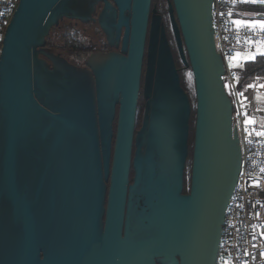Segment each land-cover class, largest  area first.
<instances>
[{"label": "water", "instance_id": "95a60500", "mask_svg": "<svg viewBox=\"0 0 264 264\" xmlns=\"http://www.w3.org/2000/svg\"><path fill=\"white\" fill-rule=\"evenodd\" d=\"M113 1L20 0L7 28L0 264H217L242 155L213 0L168 1L194 78L191 151L192 104L162 15L152 0ZM101 2L98 22L111 45L123 37L121 51L93 53L79 67L48 47L62 20H96Z\"/></svg>", "mask_w": 264, "mask_h": 264}, {"label": "built area", "instance_id": "2783aa9c", "mask_svg": "<svg viewBox=\"0 0 264 264\" xmlns=\"http://www.w3.org/2000/svg\"><path fill=\"white\" fill-rule=\"evenodd\" d=\"M19 3L20 0H0V59L7 28ZM232 5L233 0H213L215 44L225 64L224 86L233 101L232 123L242 155L238 182L226 209L217 264H264V136L257 135L263 130L244 123L245 112L254 118V126L255 118H264V100H258L259 96L264 97V87H260L264 85V75L249 83L255 88L242 89L229 65L235 53L264 45V30L235 25L229 14ZM249 40L255 43H248Z\"/></svg>", "mask_w": 264, "mask_h": 264}, {"label": "rangeland", "instance_id": "374dc122", "mask_svg": "<svg viewBox=\"0 0 264 264\" xmlns=\"http://www.w3.org/2000/svg\"><path fill=\"white\" fill-rule=\"evenodd\" d=\"M168 1L169 0H152V7H156L157 10L163 16V20H164V23H165V26H166V29H167L168 37H169V40H170V43H171V46H172V50H173V53H174V56H175V61H176L177 67L179 68V73H180V77H181V84L184 87V89L187 91V93H188V95L190 97L191 104H192L191 126L193 128L194 125H195V115H196L195 114L196 96H195L194 78H193V74H192L191 68H186L184 66L181 58H180L178 47H177V44H176V40H175L173 31H172L170 17H169ZM262 21H264V20H262ZM63 30L64 29H61V30L57 29L53 33L54 39H56V37L59 34V32L60 33H64L65 30L64 31ZM78 37H79V35H78ZM79 38L82 39L81 37H79ZM261 52H264V45L255 46V47H253L251 49H248L246 51H241L240 53H244L245 55H247L248 53H252V54H255V57H256V56L261 55L260 54ZM63 55H65L66 58H68L69 60L74 61V58H73L74 55L71 54V50H69L68 52H65V54H63ZM75 60L82 61V58H78V59H75ZM250 60L251 59H248L247 61H250ZM231 63H233V65H236L235 61H232ZM244 63H245L244 61H241V62H239L238 66H231V68H232V70L234 72H236V70L238 68H241ZM229 65H230V59H229ZM263 75H260V76H263ZM257 77H259V76H257ZM258 100H264V97L263 96H259ZM143 113H144V99H143V96L140 95L139 108H138V118H137V128L139 126H141ZM252 119H254V118H252ZM255 119L257 121V124H255V126H254V123L247 124V126L250 125L253 128H256L258 131L259 130H263L264 129V118L263 117L262 118L258 117V118H255ZM190 144H191V142H190ZM191 147H192V144H191ZM185 171H186V175H185V186H186V188L185 189L188 190L189 187H190V180H191V155L189 156Z\"/></svg>", "mask_w": 264, "mask_h": 264}, {"label": "flooded vegetation", "instance_id": "af4514ba", "mask_svg": "<svg viewBox=\"0 0 264 264\" xmlns=\"http://www.w3.org/2000/svg\"><path fill=\"white\" fill-rule=\"evenodd\" d=\"M110 1L114 3L113 0H110ZM103 7H104V3H102V2L99 4H96L95 11H94L93 16H92V18H94L96 20H90V21L84 23V22L79 21V20L65 18L64 20L61 21L60 25L58 26L60 29L70 27V28L75 30L77 36L75 38L74 43L72 44V48L70 49L71 54L74 55L73 56L74 61H71V60L70 61L79 67H86V64H85L86 59L93 53H96V52L106 53V52H110V51H121L122 38L123 37L121 36V39L118 43L115 42L114 45H111L107 39L105 32L103 31V29L101 28V26L98 22L99 15H100ZM162 18H163V16H162ZM163 22H164V20H163ZM166 32H167V29H166ZM122 33H124V27L122 29ZM78 35L82 39H80L78 37ZM167 36H168V33H167ZM168 39H169V37H168ZM48 47H50V46H48ZM61 54L63 55V54H65V52H63ZM146 54H147V51H146ZM63 56L66 57L65 55H63ZM78 58H82V61L75 60ZM146 58L147 57L145 55L144 66H143L142 86H143L144 73H145V69H146ZM141 96H142V94H141ZM137 118H138V114H137ZM115 128H116V119L114 120V130H115ZM139 128H140V126L138 128L136 127V129H139ZM190 151H191V144H190ZM185 175H186V171L184 174V190H183V192L187 193V192H189V189L188 190L185 189L186 188V186H185ZM132 177H133V170L131 171V178Z\"/></svg>", "mask_w": 264, "mask_h": 264}, {"label": "trees", "instance_id": "16d2710c", "mask_svg": "<svg viewBox=\"0 0 264 264\" xmlns=\"http://www.w3.org/2000/svg\"><path fill=\"white\" fill-rule=\"evenodd\" d=\"M231 16L242 15V13H253L258 16H264V4L260 3H242L239 0H233V5L229 9ZM61 30L59 27H55L51 35L48 37V46L55 52L63 53L68 52L72 48V44L76 38V32L72 28H62L64 33L57 35L56 39L53 37V33L56 30ZM238 76L239 88H245L255 77L264 74V55L256 56L254 60L245 62L241 68H238L235 72ZM264 131V129H263ZM194 134V127L191 126L190 142L192 144ZM191 155V154H190Z\"/></svg>", "mask_w": 264, "mask_h": 264}, {"label": "snow or ice", "instance_id": "6c2138e0", "mask_svg": "<svg viewBox=\"0 0 264 264\" xmlns=\"http://www.w3.org/2000/svg\"><path fill=\"white\" fill-rule=\"evenodd\" d=\"M252 2L255 3L256 0H252ZM259 2L261 4H264V0H259ZM229 14L231 15V13H229ZM233 23L235 25H237V26L247 25V26L252 27V28H255L257 26L255 22L242 21V20H239V19L234 20ZM259 27H260L261 30H264V21H261L259 23ZM248 43H255V42L249 40ZM260 54L264 55V52H261ZM248 59L254 60L255 59V54L248 53L247 55H245L244 53L237 52V53H235L234 56L230 57V67L231 66H238L239 62H241V61L246 62ZM232 61H235L236 65H233V63H231ZM237 81H238V78H237ZM255 87H256V85H254V84H249V85L246 86V88H255ZM260 87H264V85H260ZM239 95L243 96V93H239ZM242 106H243V104H242ZM244 116H245L244 123L246 125L255 123L254 119L248 117L247 112L244 113ZM257 135L264 136V131L258 132ZM261 171L264 172V169H261ZM255 184H256L257 187L260 186L259 181H256ZM261 255H264V253H261ZM226 264H227V262H226Z\"/></svg>", "mask_w": 264, "mask_h": 264}, {"label": "crops", "instance_id": "0c3cea01", "mask_svg": "<svg viewBox=\"0 0 264 264\" xmlns=\"http://www.w3.org/2000/svg\"><path fill=\"white\" fill-rule=\"evenodd\" d=\"M240 2L242 3H253L251 0H239ZM256 3H260L259 0H256L255 3L253 4H256ZM261 4V3H260ZM234 20H242V21H249V22H255L256 23V27H259V23L264 20V16H258L257 14H253V13H242V15H234L232 16Z\"/></svg>", "mask_w": 264, "mask_h": 264}]
</instances>
